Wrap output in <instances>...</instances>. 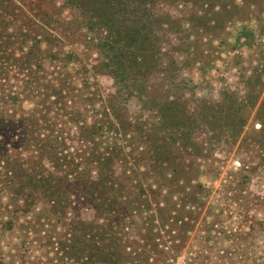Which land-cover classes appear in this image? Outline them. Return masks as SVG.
I'll list each match as a JSON object with an SVG mask.
<instances>
[{
	"label": "rangeland",
	"instance_id": "rangeland-1",
	"mask_svg": "<svg viewBox=\"0 0 264 264\" xmlns=\"http://www.w3.org/2000/svg\"><path fill=\"white\" fill-rule=\"evenodd\" d=\"M191 3L157 1L154 12L162 19L155 30V65L143 90L120 103L126 120L155 124L153 143L163 147L157 154L166 161L171 145L172 170L159 179L144 139L128 147L117 138H97L103 141L100 151L113 160L114 175L134 179L125 180L122 195L136 203L144 201L143 193L151 198L146 210L110 217L139 264H264V0H216L206 9ZM41 4L50 13L56 7L68 21L74 17L58 56L45 60L44 70L54 78L67 76L84 92L75 109L88 127L100 101L87 95L116 89L104 68H95L102 56L98 41L88 39L103 31L89 30L85 16L60 8L61 0ZM9 93L17 96L9 115H33L41 137L47 130L61 132L67 153L83 145L68 116L44 130L41 121L51 116L50 107L34 93L20 95L12 87ZM0 148L13 152L8 145ZM142 172L151 179H139L140 189L136 174ZM88 174L95 176L96 165ZM150 185L156 191L148 192ZM34 199L22 212L21 196L0 189V264H75L63 256L61 244L71 222L95 218L91 205L74 193L55 214L40 195ZM158 210L165 212V222Z\"/></svg>",
	"mask_w": 264,
	"mask_h": 264
},
{
	"label": "trees",
	"instance_id": "trees-1",
	"mask_svg": "<svg viewBox=\"0 0 264 264\" xmlns=\"http://www.w3.org/2000/svg\"><path fill=\"white\" fill-rule=\"evenodd\" d=\"M157 1L168 0H61L60 8L77 10L85 16L89 30L97 34L103 31L101 36L91 35L88 39L98 41L102 56L95 68L102 66L116 86L113 93L105 96L100 92L87 95L88 99L97 96L100 101V109L91 114L93 123L87 127L85 115L75 109L84 92L67 81V76L59 74L54 78L44 70L45 60L58 56L64 34L68 32L65 26L70 21L74 23V17L68 21L56 7L51 13L43 10L42 0H0V146L8 145L13 151L9 154L0 148V168L4 170L0 175V189H6L12 196H21L22 212L30 210L36 195L45 199L55 214L68 207L69 197L74 193L83 204L91 205L95 218L88 221L77 218L71 222L69 237L61 244L63 256L75 264H139L138 256L126 252V241L115 231L116 225L110 216L121 210L123 214L146 210L151 199L143 193L144 201L136 203L122 195L128 186L125 180L129 179L114 175L113 160L100 151L103 141L97 138H117L128 147L141 143V139L149 142L152 147L149 158L156 163L160 180L172 164L171 145L166 149V161L161 162L157 154L163 147L153 143L155 124L146 127L136 120H126L120 104L127 96L143 90L145 78L155 65L159 40L155 30L157 26L160 29L162 19L154 12ZM181 1L194 2L206 9L216 0ZM83 82L86 89L88 82ZM9 87L20 95L34 93L50 107L51 116L41 121L43 127L68 116L70 123L77 127L74 134H79L81 141L85 138L83 145L76 147L73 154L67 153L62 146L65 136L61 132L47 130L41 137L38 134L41 127L31 120L33 115H9L10 107L17 101V96L9 93ZM148 130L153 133H146ZM261 162L264 164V152ZM95 165L96 174L90 177L88 171ZM168 170L171 172L172 168ZM136 177L140 189L143 183L139 179H151L143 172ZM153 191L156 190L150 185L148 192ZM164 204L170 203L166 200ZM158 213L165 222V212L158 210ZM99 219L102 220L99 222ZM262 224L260 221L259 225ZM163 226L168 225L163 223Z\"/></svg>",
	"mask_w": 264,
	"mask_h": 264
}]
</instances>
